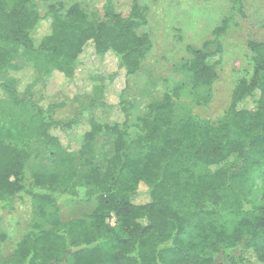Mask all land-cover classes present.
<instances>
[{
	"label": "trees",
	"instance_id": "obj_1",
	"mask_svg": "<svg viewBox=\"0 0 264 264\" xmlns=\"http://www.w3.org/2000/svg\"><path fill=\"white\" fill-rule=\"evenodd\" d=\"M222 1L231 9L212 39L188 48L192 86L207 89L200 105L211 102L224 38L245 16L246 0ZM107 11L109 22L79 4L51 6L43 18L34 0H0V74L11 72L15 55L29 53L50 58L52 74L68 85H75L86 59L104 69L114 63L112 75H135L153 47L140 32L148 24L146 12L136 3L127 15ZM45 20L49 30L39 36ZM249 49L251 71L235 86L223 120L189 114L178 127L181 89L175 88L138 118L139 134L130 143L122 131L129 118L124 101L125 122L94 120L82 131L78 156L87 169L81 179L72 156L66 172H27L32 144L44 143L53 157L73 150L76 137L72 121L56 118L62 104L33 102L32 119L0 137V218L28 198L49 223L19 243V264H264V194L255 203L251 190L243 192L256 171L264 176V43L251 41ZM20 88L0 82V105L26 104L30 89ZM105 134L114 151L101 167L92 148ZM140 185L146 195L139 194ZM69 202L94 203V210L70 221L48 213Z\"/></svg>",
	"mask_w": 264,
	"mask_h": 264
},
{
	"label": "rangeland",
	"instance_id": "obj_2",
	"mask_svg": "<svg viewBox=\"0 0 264 264\" xmlns=\"http://www.w3.org/2000/svg\"><path fill=\"white\" fill-rule=\"evenodd\" d=\"M146 12L148 24L140 32L149 35L153 47L145 56L139 71L127 77L125 73L112 75L117 71L115 64L109 62L107 69L97 63L85 60L75 80V85L66 84L63 79L53 75L54 63L44 55L23 53L15 55L12 70L0 74V82L8 85L18 83L21 90L30 89L26 104L16 106L9 103L0 105V137L10 127L28 123L35 112V102L58 103L63 107L56 118L72 121L76 137L73 150L59 151L50 156L44 143H34L30 147V158L26 162L27 172H66L70 156L76 158L73 170L85 174L87 162L80 159L78 151L83 147L82 131L91 121L100 123H123L125 112L121 103L126 102L129 118L122 131L130 143L139 134L138 118L144 115L150 104L159 101L175 88L181 89L176 100L178 127L185 116H196L201 120L220 122L225 118L231 105L232 94L239 80L248 77L252 68L251 41L264 43V0H246L245 16H238L235 26L224 38L221 62L217 65L218 80L211 88L212 99L208 105H200L197 99L207 94V89H194L191 75L187 70L193 58L188 48H201L212 39L213 32L227 17L231 4L222 0H34L41 17L45 18L51 6L69 9L79 4L91 17L99 21L107 10L127 15L134 4ZM49 30L45 20L38 35L44 36ZM218 58H216L217 60ZM79 88V89H77ZM34 102V104H33ZM114 151L113 139L109 134L102 135L92 148V160L103 167ZM79 179V180H80ZM250 198L255 203L264 194V176L256 171L250 179ZM147 188L140 185L139 194L146 195ZM94 210V203L69 202L55 204L48 213L63 221L88 216ZM109 223L114 226L115 218ZM49 228L48 220L40 217L37 205L30 199L17 204L16 209L6 212L0 218V264H19L15 255L19 243L31 231Z\"/></svg>",
	"mask_w": 264,
	"mask_h": 264
}]
</instances>
